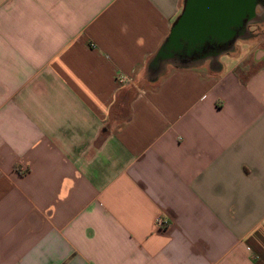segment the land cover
<instances>
[{
  "label": "crops",
  "instance_id": "crops-1",
  "mask_svg": "<svg viewBox=\"0 0 264 264\" xmlns=\"http://www.w3.org/2000/svg\"><path fill=\"white\" fill-rule=\"evenodd\" d=\"M183 2L0 0V264H264V48L151 82Z\"/></svg>",
  "mask_w": 264,
  "mask_h": 264
},
{
  "label": "water",
  "instance_id": "water-1",
  "mask_svg": "<svg viewBox=\"0 0 264 264\" xmlns=\"http://www.w3.org/2000/svg\"><path fill=\"white\" fill-rule=\"evenodd\" d=\"M258 1L184 0L180 15L151 61L150 75L157 77L166 64H178L184 56L200 52L206 44L226 46L231 43L227 50L206 56L212 61L233 49L234 41L247 37V26L258 20Z\"/></svg>",
  "mask_w": 264,
  "mask_h": 264
},
{
  "label": "rangeland",
  "instance_id": "rangeland-1",
  "mask_svg": "<svg viewBox=\"0 0 264 264\" xmlns=\"http://www.w3.org/2000/svg\"><path fill=\"white\" fill-rule=\"evenodd\" d=\"M262 11H256V20L253 23H250L247 26V33L249 34L248 37L241 39H236L233 44V50L230 51L229 55H233L231 57H226L225 55L221 56L220 63L222 68L227 70L230 69L239 59V66L238 70H242L247 68L248 70L253 69V59L252 54L255 50L260 48H264V8L260 9ZM218 59V58H217ZM217 59L215 58L213 61L216 63ZM209 64V62L200 61L195 64ZM246 69V70H247ZM245 71V70H244Z\"/></svg>",
  "mask_w": 264,
  "mask_h": 264
},
{
  "label": "flooded vegetation",
  "instance_id": "flooded-vegetation-1",
  "mask_svg": "<svg viewBox=\"0 0 264 264\" xmlns=\"http://www.w3.org/2000/svg\"><path fill=\"white\" fill-rule=\"evenodd\" d=\"M259 7L257 8L256 11H262L260 9L264 8V0H259L258 1ZM248 37V36H247ZM231 43L227 45V47H230ZM223 45H218L216 43L213 44H207L205 45L200 52H195L191 54L190 56H184L183 60H197V61H204V62H209L210 66L214 67L215 62L211 60V58H206V56H209L211 53L214 51H221ZM225 46V45H224Z\"/></svg>",
  "mask_w": 264,
  "mask_h": 264
},
{
  "label": "trees",
  "instance_id": "trees-1",
  "mask_svg": "<svg viewBox=\"0 0 264 264\" xmlns=\"http://www.w3.org/2000/svg\"><path fill=\"white\" fill-rule=\"evenodd\" d=\"M207 45V44H206ZM223 48L221 49V51H225V50H227L229 47H227V45L226 46H222ZM233 49H231V50H229V51H226V52H223L222 53V55L223 54H227V53H229L230 51H232ZM196 61L197 60H181L178 64L176 63V64H173L174 65V67L175 68H189V67H195V66H197L198 64H195L196 63ZM197 62H199V61H197ZM149 80L151 81V82H155L156 81V78L155 77H152L151 75H150V78H149Z\"/></svg>",
  "mask_w": 264,
  "mask_h": 264
},
{
  "label": "built area",
  "instance_id": "built-area-1",
  "mask_svg": "<svg viewBox=\"0 0 264 264\" xmlns=\"http://www.w3.org/2000/svg\"><path fill=\"white\" fill-rule=\"evenodd\" d=\"M156 225H157V227H159V228H163V227H165V226L167 225V221L164 220V219H162V218H159V219H157V221H156Z\"/></svg>",
  "mask_w": 264,
  "mask_h": 264
}]
</instances>
